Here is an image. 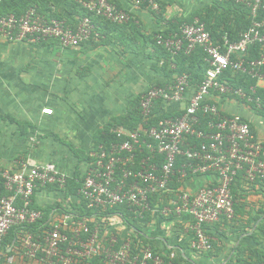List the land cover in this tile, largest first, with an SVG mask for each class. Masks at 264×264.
I'll list each match as a JSON object with an SVG mask.
<instances>
[{
	"label": "built area",
	"instance_id": "obj_1",
	"mask_svg": "<svg viewBox=\"0 0 264 264\" xmlns=\"http://www.w3.org/2000/svg\"><path fill=\"white\" fill-rule=\"evenodd\" d=\"M217 1L247 7L251 26L233 43L226 37L222 44L216 42L199 18L179 24L176 31L167 28L154 35L152 41L170 55L173 78L140 96L142 122L136 130L118 128L114 130L118 142L95 146L88 153L75 194L67 193L75 174L53 163L26 160L16 170L0 169L6 191L0 197V264H17L18 258L23 264H87L92 259L99 264H183L175 252L155 250L143 229L135 228L149 215L190 216L186 228L194 234L190 248L198 257L213 251L207 228L235 220L236 182L244 179L264 187L263 145L248 120L224 112L219 104L225 99L262 106L258 91L264 88V17H260L264 0ZM78 2L90 16L75 24L30 8L21 16L0 17V36L16 43L55 41L62 48H77L99 40L94 19L116 25L134 20L113 0ZM144 2L135 0V9ZM149 4L157 8L154 2ZM255 48L258 57L249 59ZM198 49L204 51L208 65L200 83L179 73L176 62L181 53L190 57ZM236 75L255 84H236ZM42 113L53 111L44 108ZM195 176L216 180L195 193L182 190L185 180ZM50 188L66 196L71 207L53 206L49 211L36 207L35 195ZM172 192L174 198L169 197ZM58 211L63 223L53 220ZM12 232L15 239L8 242Z\"/></svg>",
	"mask_w": 264,
	"mask_h": 264
},
{
	"label": "crops",
	"instance_id": "obj_2",
	"mask_svg": "<svg viewBox=\"0 0 264 264\" xmlns=\"http://www.w3.org/2000/svg\"><path fill=\"white\" fill-rule=\"evenodd\" d=\"M131 12L134 20L119 27H106L103 40L81 47L62 48L52 41L41 45L10 42L0 36V166L16 170L20 161L53 163L74 176L95 147V137L111 123L128 121L134 104L154 85L167 84L173 72L164 69L152 41L154 35L192 17H210L221 25L224 8L213 10L215 0H113ZM149 1L154 2L150 5ZM65 0H52L46 10L65 21H80ZM261 86H264L263 84ZM264 90V88L262 89ZM222 110L248 120L264 147V115L248 105L219 100ZM50 108L52 115H43ZM18 162V163H17ZM214 176H195L181 189L195 193ZM236 218L207 228L213 239L211 253L198 257L190 248L194 239L186 231L192 218L156 215L143 224L148 244L155 250L175 252L183 264H242L264 254V187L239 179L234 187ZM175 193L169 197L174 198ZM42 210L70 208L54 188L35 195ZM59 206V207H58ZM63 223L60 211L53 216ZM17 259V264H23ZM94 259L87 264H93Z\"/></svg>",
	"mask_w": 264,
	"mask_h": 264
},
{
	"label": "trees",
	"instance_id": "obj_3",
	"mask_svg": "<svg viewBox=\"0 0 264 264\" xmlns=\"http://www.w3.org/2000/svg\"><path fill=\"white\" fill-rule=\"evenodd\" d=\"M52 0H2L0 3V17L8 16L11 14H14L16 16L23 15L26 11H28L30 8H36L39 13L42 15H45L49 18H54L58 20H64L63 18H60L58 16H51L47 13V9L49 8V4ZM79 0H65L67 7L72 8V12H74L76 15H79V17L82 19L84 17L90 16L89 12L78 2ZM145 1V0H144ZM215 6L213 10H218L219 8H224L225 14L222 16L221 25L215 24V26L211 25L208 21V18H200L197 17L203 22L206 26L207 31L211 34L212 38L218 42L223 43L224 38L226 37L230 42H237L240 40L241 34L247 30L252 23L250 11L247 7L244 5L237 3V2H225L220 3L217 0L214 1ZM148 5V3L145 1L142 6ZM260 17H264V12L260 14ZM196 17H192L189 20L180 21L177 24H174V28H170L171 31H176L178 29V25L183 22H191ZM260 18V19H261ZM71 24L77 23V21L71 22L68 21ZM133 22V20L131 21ZM129 22V23H131ZM94 23L97 28V33L99 34V40H103L104 37L107 36L106 27H119L122 25H116L110 22H107L102 19H94ZM154 46L157 49V51L162 55V57L165 59L164 69H169V60L170 55L167 53L166 50L163 48H160L156 46L155 42ZM258 57V50L252 49L250 52L249 59H255ZM206 55L202 49H198L193 55L186 56L185 54L181 53L177 57V67L179 73H187L191 76V79L195 80V82L200 83L204 75L208 69V65L205 62ZM228 75L231 74V72H227ZM236 84H245L246 86L254 85L255 82L251 80L248 77H244L242 75H236ZM258 96L262 99V106L261 108H257L255 105H251L257 113L264 115V90L259 89ZM134 108L130 113V119L128 121H119L116 124L111 123L110 125L106 126L102 132H99L98 135L95 137V146L98 147L99 145H105L109 146L112 143L118 142L119 139L117 135L114 133V130H117L118 128H124L129 131H134L139 127V124L142 122V116H141V109H140V98L138 101L135 102ZM157 112H160V109L157 110ZM163 116V115H162ZM178 167L181 165V161L178 162ZM80 170H77L75 173V177L69 181L68 185V195L75 194L77 190L80 188ZM235 187V186H234ZM6 191L4 187V180L2 179L0 175V197L5 196ZM235 195V192H234ZM67 199V197L65 196ZM236 198V195H235ZM235 209H237V204ZM150 215L146 218L144 222H142L141 225L137 224L135 225V228L137 230L144 229L143 224L150 219ZM236 218V217H235ZM228 223V222H225ZM232 223V222H231ZM42 225V224H41ZM40 224L36 225L33 230L38 229ZM15 239V233L12 232L10 236L8 237V242L13 241ZM214 243V242H213ZM214 246V244H213ZM264 260V254L258 258L257 260H248L245 261L242 264H261ZM93 264H99V261L97 259L94 260Z\"/></svg>",
	"mask_w": 264,
	"mask_h": 264
},
{
	"label": "rangeland",
	"instance_id": "obj_4",
	"mask_svg": "<svg viewBox=\"0 0 264 264\" xmlns=\"http://www.w3.org/2000/svg\"><path fill=\"white\" fill-rule=\"evenodd\" d=\"M17 163H18V162H17ZM0 169L4 170V168H2L1 166H0Z\"/></svg>",
	"mask_w": 264,
	"mask_h": 264
}]
</instances>
